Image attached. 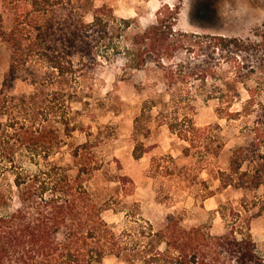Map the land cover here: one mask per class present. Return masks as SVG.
Returning a JSON list of instances; mask_svg holds the SVG:
<instances>
[{
    "label": "trees",
    "instance_id": "trees-1",
    "mask_svg": "<svg viewBox=\"0 0 264 264\" xmlns=\"http://www.w3.org/2000/svg\"><path fill=\"white\" fill-rule=\"evenodd\" d=\"M0 1V39L11 50L0 88V264H103L109 257L132 264H264L251 232L252 220L264 213V120L254 128L255 141L236 146L229 167L216 169L219 186L212 188L200 173L224 143L215 131L219 124L196 122L198 94L192 86L196 81L208 86L218 70L201 57L198 39L180 44L175 25L179 6H161L155 23L124 46L121 38L131 20L117 17L108 4L98 6L97 0ZM178 47L196 53L176 60ZM146 51L164 71L168 100L159 110L161 121L189 144L184 153L199 161L195 172L180 167L172 154L155 155L149 174L162 185L181 178L198 189L202 201L215 197L216 212L228 229L224 234L212 233L206 224L184 225L185 212H169L157 226L139 205L126 210L124 225L117 230L104 213L118 208L110 199L102 201L88 184L103 167L97 142L91 133L83 143L66 140L79 129L73 112L84 98L82 79L120 54L131 66L142 67ZM19 80L32 90L17 91ZM232 84H216L203 97L216 101L219 117H248L255 98L244 99ZM237 102L240 107L234 108ZM146 105L157 104L151 100ZM144 116L135 119V135L146 127ZM65 146H70V162L57 158ZM147 151L137 140L135 158ZM113 178L121 184V194L134 190L130 177ZM230 188L242 193L239 205L219 195ZM171 196L164 191L157 201Z\"/></svg>",
    "mask_w": 264,
    "mask_h": 264
},
{
    "label": "rangeland",
    "instance_id": "rangeland-1",
    "mask_svg": "<svg viewBox=\"0 0 264 264\" xmlns=\"http://www.w3.org/2000/svg\"><path fill=\"white\" fill-rule=\"evenodd\" d=\"M97 5L108 4L119 18L131 20L123 33L122 44H129L132 38L144 32L156 21V13L163 5L179 6L175 25L180 44L196 39L200 41L201 57L214 64L218 70L206 87L196 81L192 90L198 94L196 122L200 126L217 125L224 147L218 156H213L201 171L212 188L219 186L216 169L229 167L232 150L241 144L254 142V128L264 120V0H97ZM0 1V11L2 10ZM167 15V8L162 9ZM8 18V17H6ZM90 18V17H89ZM224 37L228 41L212 38ZM189 48L178 47L176 60L191 58L196 53ZM11 50L0 39V88L9 70ZM147 63L142 67L128 64L125 55L120 54L111 62H103L94 73L82 79L84 98L74 104L73 116L79 124L69 143L97 142L96 154L103 161V167L89 180L88 184L102 200H111L118 210H106L105 218L122 229L126 210L139 205L141 213L160 226L169 212L183 213L184 225L206 224L214 234L228 231L225 221L216 212L215 197L201 200L196 187L183 183L181 178L160 184L149 174L152 157L172 154L180 167L187 166L199 171L196 155L187 156L184 148L189 144L173 134L161 121L159 110L163 101L168 100L164 71L148 51L144 52ZM231 81L232 90L240 92L244 99L250 95L255 105L248 117L228 120L219 117L215 111L216 101H207L204 95L214 91V85ZM235 87V88H234ZM19 92H29L32 86L26 81H17ZM227 89L228 87H223ZM155 100L153 108L146 102ZM155 104V103H154ZM240 107L239 102L234 108ZM142 133L135 135V119L144 114ZM149 128L146 135L145 130ZM137 140L148 146V151L135 158ZM70 146H65L57 158L70 162ZM125 175L135 184L127 195L121 194V184L113 176ZM130 188V183L127 182ZM171 192L168 201L158 202L162 192ZM223 201L239 205L242 193L233 188L220 192ZM251 232L260 252L264 253V213L252 220ZM103 264H132L116 257H109Z\"/></svg>",
    "mask_w": 264,
    "mask_h": 264
}]
</instances>
